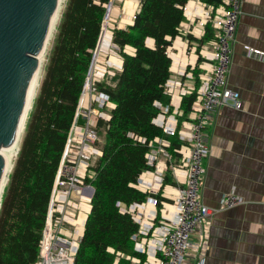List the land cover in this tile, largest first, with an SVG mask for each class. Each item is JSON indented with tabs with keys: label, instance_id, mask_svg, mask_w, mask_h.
<instances>
[{
	"label": "trees",
	"instance_id": "16d2710c",
	"mask_svg": "<svg viewBox=\"0 0 264 264\" xmlns=\"http://www.w3.org/2000/svg\"><path fill=\"white\" fill-rule=\"evenodd\" d=\"M110 1L67 0L2 197L0 264H35L38 260L50 196L68 136L75 123L85 124L84 117L80 113L77 116L79 104L93 53L107 31L103 25ZM203 1L215 7L221 3ZM188 2L141 0L133 25L112 31V44L118 48L123 65L114 85H96L114 107L105 109L108 120L99 118L97 123L102 155L90 166L85 179L94 195L74 264H132L127 256L146 261V255L135 250L133 240L139 225L117 203L130 206L147 201L150 194L135 185L144 172L155 170L148 165L146 156L157 147L156 138L168 140L171 146L167 151L175 162L179 160L175 150L182 142L176 136L166 135L154 120L161 112L157 104L171 108L166 85L173 74L169 53L174 41L178 37L190 43L197 41L179 32L181 24L187 21L184 7ZM214 38L215 31L209 24L197 51ZM203 60L200 56L198 63ZM200 72L193 71L196 88ZM196 97V92L183 96L181 109L185 118L193 110ZM164 184L175 185L169 169Z\"/></svg>",
	"mask_w": 264,
	"mask_h": 264
},
{
	"label": "built area",
	"instance_id": "2783aa9c",
	"mask_svg": "<svg viewBox=\"0 0 264 264\" xmlns=\"http://www.w3.org/2000/svg\"><path fill=\"white\" fill-rule=\"evenodd\" d=\"M244 0H221L219 6L205 3L203 0H189L184 7L187 21L182 23L179 32L182 36L191 35L201 40L206 32V26L211 25L215 31V38L205 45L198 52V59L201 56L204 60L197 66L199 73V87L182 89L184 94L197 93L193 110L185 118L181 106L173 103L175 88L181 84L169 80L166 85V93L171 97V108L160 104V114L154 120L163 132L171 137H178L182 142L175 150L179 155L178 162H174L173 156L167 151L171 143L162 138L154 140L157 147L147 154V163L154 166L158 176L150 171L144 172L135 187L142 192L149 193L151 197L141 204L126 206L121 202L117 207L122 212L132 215L139 225V231L133 236L136 243L135 250L146 255V261L141 262L139 258H130L132 264H188L190 259L195 264H205L210 249V234L214 210L205 205L200 194L201 187L206 178L205 160L210 155L207 130L214 125L215 114L223 106H229L236 110L243 109V102L240 94L230 88L229 73L232 64V46L235 42L238 23L242 14ZM114 0L107 5V14L113 6ZM135 17V16H134ZM108 18V17H107ZM105 18L104 27L107 21ZM109 20V19H108ZM134 20V18H133ZM195 24V27L193 26ZM104 29V28H103ZM114 30V29H113ZM112 30V31H113ZM111 31V32H112ZM102 36V34H101ZM182 38V37H178ZM101 39V37H100ZM118 51V48L113 45ZM100 49V40L94 51L93 61L86 79L84 92L97 91L93 86L92 78L95 76V64ZM247 55L264 59V52L251 47H245ZM172 48L170 57L173 61ZM180 64V62L178 63ZM123 65V63H122ZM172 65V66H173ZM180 65H178L179 67ZM177 67V71L179 68ZM187 67V66H186ZM193 68L177 72L179 76L194 78ZM121 71V70H120ZM100 93V92H98ZM183 94V95H184ZM83 96V95H82ZM103 105L100 109H113L114 105L109 97L100 93ZM82 98V97H81ZM183 99L180 96L179 99ZM81 100L79 113L81 114ZM174 108V109H173ZM173 109V110H172ZM82 115V114H81ZM99 118L108 120L107 115H100L95 121L89 122L97 127ZM78 124H74L68 136L66 147L60 162L55 178L54 186L50 196L47 212L46 225L40 241L39 256L35 264H74L79 249L80 236L77 220L84 212V205H91L92 188L85 183L89 174L90 165H84L80 175L68 172L67 168L74 166L71 158L73 152V136L80 130ZM94 138L96 134L90 131ZM140 141H142L140 139ZM99 157L102 152L98 150ZM160 155L167 161L166 167L159 166ZM89 157H85L82 163ZM170 170L171 176L178 185L164 184L163 174ZM149 175V176H147ZM161 194L165 200L173 202V212L168 211L167 202L159 200L155 195ZM243 203V199L233 193L226 194L221 198L220 209H230ZM161 205V209L158 206ZM153 210V215H146L145 208ZM158 212L162 219L158 218ZM82 213V214H81ZM193 234L197 235V241H193ZM112 251V250H111ZM113 252V251H112ZM117 264V263H116Z\"/></svg>",
	"mask_w": 264,
	"mask_h": 264
},
{
	"label": "crops",
	"instance_id": "0c3cea01",
	"mask_svg": "<svg viewBox=\"0 0 264 264\" xmlns=\"http://www.w3.org/2000/svg\"><path fill=\"white\" fill-rule=\"evenodd\" d=\"M134 2L137 7L132 15L128 8ZM140 3L141 0H115L114 4L117 5L111 14L116 24H119L115 28L125 29L133 25L132 18L139 11ZM112 37L113 33L106 31L100 48H108ZM198 46V39L190 43L184 38H177L173 43L171 53L174 65L170 80L181 84V87L175 88L173 103L176 106H181L182 98L179 97L186 95L181 88L187 91L196 86L195 79L179 76L177 72L187 68L191 70L193 65L197 68L202 64L198 63V52L193 51V47L198 49ZM245 47L264 52V0L243 1L232 46L229 86L240 94L243 109L236 110L229 106L219 108L214 125L206 132L210 155L204 162L206 178L200 194L203 203L215 212L205 264H264V59L247 55ZM111 63L120 72L122 58L113 57ZM177 67L179 71L176 72ZM158 163L160 167H166L167 161L163 155H160ZM150 172L158 176L156 171ZM231 193L241 197L243 203L221 210V198ZM92 197L93 191L91 200ZM155 197L164 199L161 194ZM165 201H168L167 206L171 207L169 212L172 213L173 202ZM161 207L158 206V209ZM83 208L84 212L77 222L80 240L91 211L90 206L85 209L84 205ZM144 212L153 215L150 207L145 208ZM158 218H163L160 212ZM192 239L197 241V235L193 234ZM188 264H195V261L190 259Z\"/></svg>",
	"mask_w": 264,
	"mask_h": 264
},
{
	"label": "water",
	"instance_id": "95a60500",
	"mask_svg": "<svg viewBox=\"0 0 264 264\" xmlns=\"http://www.w3.org/2000/svg\"><path fill=\"white\" fill-rule=\"evenodd\" d=\"M59 1L0 0V189L7 150L18 137L28 89ZM1 201L2 195L0 206Z\"/></svg>",
	"mask_w": 264,
	"mask_h": 264
},
{
	"label": "rangeland",
	"instance_id": "374dc122",
	"mask_svg": "<svg viewBox=\"0 0 264 264\" xmlns=\"http://www.w3.org/2000/svg\"><path fill=\"white\" fill-rule=\"evenodd\" d=\"M115 1V0H114ZM67 4V0H62L61 5L59 6V12L57 14V18H56V23L55 26L53 28V31L51 33V38L50 41L48 43L47 49L45 52H43V56L40 59V61H38V66H39V70H38V77L36 78L37 82H36V86L34 89V95H33V99H32V107L28 112V116L26 118V122H25V128H26V123L29 119V114L33 109V105H34V97H36L38 95L39 92V87L44 79L45 76V72H46V67L48 64V59L51 53V50L53 48L54 42H55V38L57 35V31H58V26L60 24L61 21V17L62 14L64 12V9L66 7ZM117 4H113V6L110 8V13H108V30L112 31L113 28H115L116 26H119V24H116V21L114 19L113 16H111L112 11L115 9V6ZM133 19V18H132ZM120 23V22H118ZM107 30V31H108ZM116 57V58H121L118 51L113 47V44L111 42V44L109 45L108 48H100L99 49V53L96 59V64H95V76H93L94 78H92V82H93V86L98 85L99 83H106L108 85H114L115 81H116V74L119 72V69L116 65L112 64V58ZM98 67V68H96ZM100 73V74H99ZM89 97L88 100L86 102H81V114L85 119V124L84 125H78L77 127L80 129L78 131L77 134H75L73 136V152L70 154L71 158L70 160L72 161L74 166H70L67 168V173L68 172H72L74 174L80 175V173L83 171V167L84 165H90L92 166L93 163L96 161V159L99 157V153H98V143L101 141L100 137L98 136L97 132H96V126L94 124H90L89 122H91V120L95 117L98 118L100 115H107L108 111H104L102 109H100L103 105V99L100 96V93H98L97 91L91 90L89 92ZM25 128L23 130V135H22V140H23V136H24V131ZM91 130H93L96 134V137L94 138L93 134L90 132ZM22 141H20V146H21ZM20 150V148H19ZM85 157H89V159L85 160V163H82V160ZM15 164V162L11 165V169H13V165ZM10 169V171H11ZM11 174V173H10ZM10 174L8 175V177L10 176ZM8 184V181L6 183V186ZM4 187V191L5 188ZM4 194V192H3ZM2 194V197H3ZM86 208V206H85Z\"/></svg>",
	"mask_w": 264,
	"mask_h": 264
},
{
	"label": "bare ground",
	"instance_id": "6f19581e",
	"mask_svg": "<svg viewBox=\"0 0 264 264\" xmlns=\"http://www.w3.org/2000/svg\"><path fill=\"white\" fill-rule=\"evenodd\" d=\"M61 3H62V0H60L59 1V5H58V8H59V6L61 5ZM136 2H134V4H133V6H131V8H128V10H130V13L132 14V15H134V13H135V9H136ZM57 10H59V9H57ZM58 12L59 11H57L56 12V14L54 15V18H53V21H52V25H51V29H50V33H49V35H48V38H47V40H46V44H45V47H44V50L42 51V53H40V55L38 56V61H40V59L42 58V56H43V52H45L46 51V49H47V46H48V43H49V41H50V38H51V33H52V31H53V28H54V26H55V23H56V18H57V14H58ZM130 14V15H131ZM106 28H108V18H107V21H106V24H105V27H104V30H106ZM104 30H103V32H104ZM103 32H102V34H103ZM97 62V61H96ZM96 68H98V67H96ZM38 70H39V66H38V68H37V71H36V73L34 74V77H33V79H32V81H31V83H30V86H29V89H28V93H27V97H26V106H25V111H24V116H23V121H22V125H21V127H20V130H19V133H18V137H17V139H16V141H15V143L11 146V147H9L8 148V150H7V156H6V166H5V172H4V176H3V179H2V184H1V189H0V196L2 195V191L4 190V187L6 186V183H7V181H8V175L12 172V169H11V165L15 162V160H16V158H17V156H18V154H19V148H20V141H22V133H23V130H24V128H25V122H26V118H27V116H28V112H29V110L31 109V107H32V99H33V95H34V89H35V86H36V82H37V80H36V78L38 77ZM100 74V73H99ZM87 89L85 90V93L83 94V96H82V98H81V102L83 103V102H86L87 100H88V97H89V95L87 94ZM96 120V118L94 117L93 119H92V121H95ZM14 166V165H13ZM10 169H11V171H10ZM87 206H90L91 207V205H86V207ZM173 208V207H172ZM86 209V208H85ZM169 209H171V207L169 206L168 207V211H169ZM87 212V211H86ZM77 222H78V220H77ZM77 222H76V224H77Z\"/></svg>",
	"mask_w": 264,
	"mask_h": 264
}]
</instances>
